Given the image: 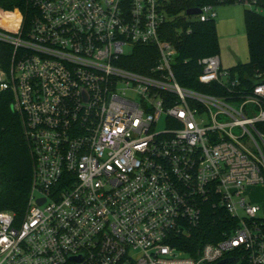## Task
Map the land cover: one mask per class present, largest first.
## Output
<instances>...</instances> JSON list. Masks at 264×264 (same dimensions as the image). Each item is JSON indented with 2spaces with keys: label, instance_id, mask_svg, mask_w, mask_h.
Segmentation results:
<instances>
[{
  "label": "built area",
  "instance_id": "2783aa9c",
  "mask_svg": "<svg viewBox=\"0 0 264 264\" xmlns=\"http://www.w3.org/2000/svg\"><path fill=\"white\" fill-rule=\"evenodd\" d=\"M171 2L27 0L26 21L0 31V92L33 160L23 221L0 212V264H264V205L250 197L264 187V82L214 55L198 83L220 95L181 86ZM138 46L158 51L150 75L119 65ZM208 210L231 218L221 240L195 256L174 246Z\"/></svg>",
  "mask_w": 264,
  "mask_h": 264
},
{
  "label": "trees",
  "instance_id": "16d2710c",
  "mask_svg": "<svg viewBox=\"0 0 264 264\" xmlns=\"http://www.w3.org/2000/svg\"><path fill=\"white\" fill-rule=\"evenodd\" d=\"M246 0H172L169 14L176 20L167 24L166 39L177 50L174 66L175 76L181 86L220 95L221 92L201 87L198 77L202 69L198 60L204 57L219 56V40L215 20L206 23L186 21L188 10L206 5L214 7L243 4ZM252 1V0H249ZM27 0L0 1V31L14 34L20 23L28 16ZM264 0H256L255 9L244 13L245 29L249 48V62L228 69L245 84L264 82ZM191 29L190 34L183 32ZM182 30V32H181ZM10 47L0 44V58L6 65ZM158 60V51L150 46H138L134 52L121 60L119 65L135 73L150 75L151 68ZM13 95L0 92V212L13 213L22 222L29 204L31 193L33 160L24 135L23 120L13 110ZM231 218L226 213L208 210L202 225L191 239L183 240L179 246L186 254L195 256L207 243L221 240L222 232L227 230Z\"/></svg>",
  "mask_w": 264,
  "mask_h": 264
},
{
  "label": "rangeland",
  "instance_id": "374dc122",
  "mask_svg": "<svg viewBox=\"0 0 264 264\" xmlns=\"http://www.w3.org/2000/svg\"><path fill=\"white\" fill-rule=\"evenodd\" d=\"M252 9L246 4L222 5L216 8L215 25L219 40V57L223 69H231L249 62V48L245 29L244 13ZM262 14L264 11L259 10ZM253 201L264 205V187H257ZM264 216V211H263Z\"/></svg>",
  "mask_w": 264,
  "mask_h": 264
},
{
  "label": "water",
  "instance_id": "95a60500",
  "mask_svg": "<svg viewBox=\"0 0 264 264\" xmlns=\"http://www.w3.org/2000/svg\"><path fill=\"white\" fill-rule=\"evenodd\" d=\"M200 14V10L199 9H191V10H188L186 12V16H185V19L187 17H194L196 15ZM260 83H263V82H260ZM40 203H44V200H42Z\"/></svg>",
  "mask_w": 264,
  "mask_h": 264
},
{
  "label": "crops",
  "instance_id": "0c3cea01",
  "mask_svg": "<svg viewBox=\"0 0 264 264\" xmlns=\"http://www.w3.org/2000/svg\"><path fill=\"white\" fill-rule=\"evenodd\" d=\"M221 59V58H220ZM221 64H222V60H221ZM222 68H223V64H222Z\"/></svg>",
  "mask_w": 264,
  "mask_h": 264
}]
</instances>
